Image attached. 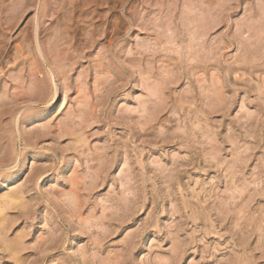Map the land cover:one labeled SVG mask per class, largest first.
I'll return each mask as SVG.
<instances>
[{
	"label": "rangeland",
	"instance_id": "obj_1",
	"mask_svg": "<svg viewBox=\"0 0 264 264\" xmlns=\"http://www.w3.org/2000/svg\"><path fill=\"white\" fill-rule=\"evenodd\" d=\"M0 264H264V0H0Z\"/></svg>",
	"mask_w": 264,
	"mask_h": 264
},
{
	"label": "bare ground",
	"instance_id": "obj_2",
	"mask_svg": "<svg viewBox=\"0 0 264 264\" xmlns=\"http://www.w3.org/2000/svg\"><path fill=\"white\" fill-rule=\"evenodd\" d=\"M58 95V94H57Z\"/></svg>",
	"mask_w": 264,
	"mask_h": 264
}]
</instances>
